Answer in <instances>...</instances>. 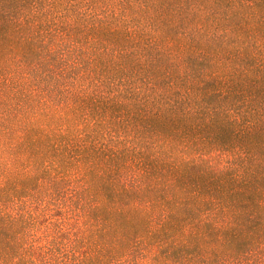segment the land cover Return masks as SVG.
I'll use <instances>...</instances> for the list:
<instances>
[{
  "label": "trees",
  "instance_id": "16d2710c",
  "mask_svg": "<svg viewBox=\"0 0 264 264\" xmlns=\"http://www.w3.org/2000/svg\"><path fill=\"white\" fill-rule=\"evenodd\" d=\"M0 264H264V0H0Z\"/></svg>",
  "mask_w": 264,
  "mask_h": 264
}]
</instances>
